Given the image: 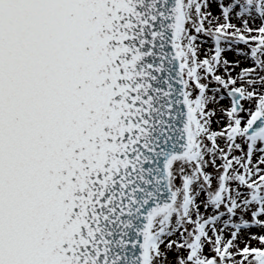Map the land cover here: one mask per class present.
Returning <instances> with one entry per match:
<instances>
[{
  "label": "snow or ice",
  "instance_id": "obj_1",
  "mask_svg": "<svg viewBox=\"0 0 264 264\" xmlns=\"http://www.w3.org/2000/svg\"><path fill=\"white\" fill-rule=\"evenodd\" d=\"M0 264H264V0H0Z\"/></svg>",
  "mask_w": 264,
  "mask_h": 264
},
{
  "label": "rangeland",
  "instance_id": "obj_2",
  "mask_svg": "<svg viewBox=\"0 0 264 264\" xmlns=\"http://www.w3.org/2000/svg\"><path fill=\"white\" fill-rule=\"evenodd\" d=\"M214 11H215V9H214ZM205 50H206V48H205ZM227 57L230 60L238 59V57H236L235 54L234 53H231V52L227 53ZM225 103H227V102L225 101ZM253 231H256V229H253Z\"/></svg>",
  "mask_w": 264,
  "mask_h": 264
}]
</instances>
